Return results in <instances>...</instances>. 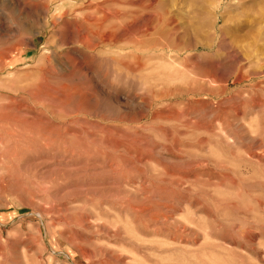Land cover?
<instances>
[{
    "label": "rangeland",
    "instance_id": "obj_1",
    "mask_svg": "<svg viewBox=\"0 0 264 264\" xmlns=\"http://www.w3.org/2000/svg\"><path fill=\"white\" fill-rule=\"evenodd\" d=\"M0 264H264V0H0Z\"/></svg>",
    "mask_w": 264,
    "mask_h": 264
},
{
    "label": "bare ground",
    "instance_id": "obj_2",
    "mask_svg": "<svg viewBox=\"0 0 264 264\" xmlns=\"http://www.w3.org/2000/svg\"><path fill=\"white\" fill-rule=\"evenodd\" d=\"M91 7H92V5H91ZM83 8H85V7H83ZM85 9H87V7ZM39 12H40V15H43V14H45V9L42 8L41 11L39 10ZM112 17H114L118 21V23H119V26L118 27H114V30L116 31V30H118L120 28V26H122V24H123V22L125 20H121L120 19L121 18L120 15H117V16H114L113 15ZM88 24L90 25V27L87 26ZM87 25L84 26V29L85 30H88V32H89L88 34L90 36H92V39L99 38V44H101L102 46H115V45L119 44V45H121L120 47H122V44H123L124 41H127V43L132 42V43L138 44L139 46H144L145 45L144 44V41L142 39V35H140V34H138L137 37H133V38H128L126 35H118V36H116V35H112V36L105 35L104 33L107 30V24H105V20H101V21L100 20L99 21L96 20L93 23V27L91 26L90 22L87 21ZM159 49L163 50V44H156V45H154V50L155 51H157Z\"/></svg>",
    "mask_w": 264,
    "mask_h": 264
}]
</instances>
